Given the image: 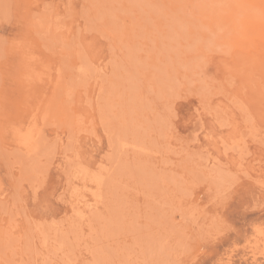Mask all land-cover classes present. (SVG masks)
<instances>
[{
	"label": "rangeland",
	"instance_id": "rangeland-1",
	"mask_svg": "<svg viewBox=\"0 0 264 264\" xmlns=\"http://www.w3.org/2000/svg\"><path fill=\"white\" fill-rule=\"evenodd\" d=\"M0 264H264V0H0Z\"/></svg>",
	"mask_w": 264,
	"mask_h": 264
},
{
	"label": "bare ground",
	"instance_id": "bare-ground-1",
	"mask_svg": "<svg viewBox=\"0 0 264 264\" xmlns=\"http://www.w3.org/2000/svg\"><path fill=\"white\" fill-rule=\"evenodd\" d=\"M107 2V1H106ZM228 7V6H227ZM230 9V7L228 8ZM179 10V9H178ZM126 12V11H125ZM183 12V11H182ZM177 14V13H176ZM186 14V13H185ZM224 15V14H223ZM226 16V15H225ZM181 19V18H180ZM216 19V18H215ZM186 20V19H185ZM164 22V21H163ZM228 22V21H227ZM187 23V22H186ZM229 23V22H228ZM101 25V24H100ZM233 25V24H232ZM171 26V25H170ZM211 29V28H210ZM204 30V29H203ZM214 32V31H213ZM198 40V39H197ZM209 41V40H208ZM211 41V40H210ZM227 41V40H226ZM164 45V44H163ZM188 45V44H187ZM121 63V62H120ZM164 64V63H163ZM173 71V70H172ZM178 81V80H177ZM176 82V81H175ZM4 248V247H3Z\"/></svg>",
	"mask_w": 264,
	"mask_h": 264
}]
</instances>
